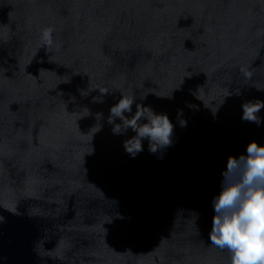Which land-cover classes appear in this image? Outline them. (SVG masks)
I'll use <instances>...</instances> for the list:
<instances>
[{"label": "water", "instance_id": "95a60500", "mask_svg": "<svg viewBox=\"0 0 264 264\" xmlns=\"http://www.w3.org/2000/svg\"><path fill=\"white\" fill-rule=\"evenodd\" d=\"M121 94L169 117V145L127 153ZM255 100L264 0H0V264H230L213 197L264 144Z\"/></svg>", "mask_w": 264, "mask_h": 264}, {"label": "clouds", "instance_id": "9594fccd", "mask_svg": "<svg viewBox=\"0 0 264 264\" xmlns=\"http://www.w3.org/2000/svg\"><path fill=\"white\" fill-rule=\"evenodd\" d=\"M54 30L51 26L42 30L44 46L53 44ZM134 102V96L121 94L118 103L110 108L113 133L122 134L131 129L136 134L124 142L127 153L135 156L141 152L143 139L149 141L151 152L169 145L174 127L169 117L142 104H136V111L130 117L125 115L132 113ZM241 107L243 121L261 125L257 114L264 109V101H248ZM116 118L121 123H115ZM221 175L222 190L213 197L215 214L209 232L210 243L230 253V264H264V144L253 140L246 146V154L230 155Z\"/></svg>", "mask_w": 264, "mask_h": 264}]
</instances>
